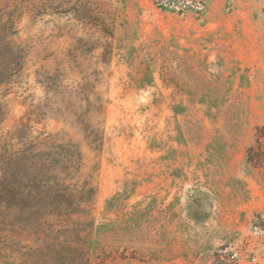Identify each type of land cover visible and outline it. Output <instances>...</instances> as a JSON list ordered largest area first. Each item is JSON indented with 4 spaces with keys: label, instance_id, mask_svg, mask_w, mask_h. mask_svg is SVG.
Listing matches in <instances>:
<instances>
[{
    "label": "rangeland",
    "instance_id": "obj_1",
    "mask_svg": "<svg viewBox=\"0 0 264 264\" xmlns=\"http://www.w3.org/2000/svg\"><path fill=\"white\" fill-rule=\"evenodd\" d=\"M64 1L16 40L94 64L1 85L0 153L39 143L81 192L0 219V264H264V0Z\"/></svg>",
    "mask_w": 264,
    "mask_h": 264
},
{
    "label": "trees",
    "instance_id": "obj_2",
    "mask_svg": "<svg viewBox=\"0 0 264 264\" xmlns=\"http://www.w3.org/2000/svg\"><path fill=\"white\" fill-rule=\"evenodd\" d=\"M66 2L69 1L0 0V86L21 77L30 65L37 66L36 74L43 76V82L47 83L49 78H53L48 74L51 68L47 65V60L51 56H56L55 76L64 75L63 71L68 69L83 72L85 63L94 64L81 57V54L96 47L95 44L84 45L83 39L68 51L59 53L47 52L45 49L38 51L37 46L32 45L29 40L20 42L16 40L19 23L25 15H28L33 22L50 11L64 14L72 10L78 15H83L81 12L84 8L81 10L80 5L64 8L63 5ZM88 13L89 10L84 14L88 15ZM104 25L102 24L100 28L103 37L110 36ZM103 45L108 54L110 45L107 41ZM106 59V56L102 57L103 62H107ZM95 74H98L96 70ZM38 144L26 140L19 151L10 154L4 150L5 154L0 153L2 159L0 219L2 223L12 225L14 216L25 217L36 214L39 217L44 215L50 217L64 211H71L76 200L75 192H81L76 191L71 183L66 184L64 177H68L71 173L69 172L71 162L66 158L60 161L56 158H49L47 155L44 156V152L38 151ZM83 191L87 197L86 195L93 190L84 188ZM220 263L236 264L230 259H225Z\"/></svg>",
    "mask_w": 264,
    "mask_h": 264
}]
</instances>
